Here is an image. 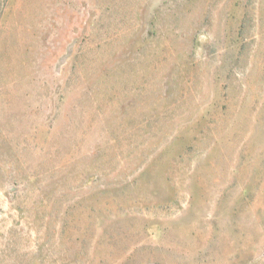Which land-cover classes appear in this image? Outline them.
<instances>
[{
    "label": "rangeland",
    "instance_id": "1",
    "mask_svg": "<svg viewBox=\"0 0 264 264\" xmlns=\"http://www.w3.org/2000/svg\"><path fill=\"white\" fill-rule=\"evenodd\" d=\"M0 264H264V0H0Z\"/></svg>",
    "mask_w": 264,
    "mask_h": 264
}]
</instances>
